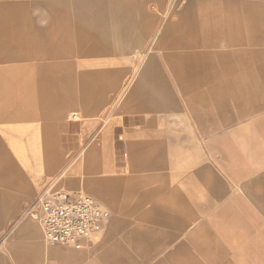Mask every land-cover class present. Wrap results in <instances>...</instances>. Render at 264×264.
<instances>
[{
    "label": "crops",
    "instance_id": "1",
    "mask_svg": "<svg viewBox=\"0 0 264 264\" xmlns=\"http://www.w3.org/2000/svg\"><path fill=\"white\" fill-rule=\"evenodd\" d=\"M33 1L42 8L63 12L61 20L74 25L81 38L80 54L84 57L78 62L80 77L73 79L67 73L64 60L42 58L35 64L30 79L22 76L18 84L9 83L12 86L9 94L14 96L10 99V110L32 103L28 101L33 96L27 102L24 98L18 101L16 91H29L33 95L35 90L37 103L33 110L39 112L57 93L66 97L63 108L68 102L81 98L83 102L90 99L87 107L92 108L103 105L121 91L119 102L112 107L119 105L118 111L124 113L123 124L117 136L114 132V143L102 159L104 170L120 173L121 169H132L138 158L142 161L140 152L146 145L145 139L138 138L142 124L135 122L140 113L132 112V101L138 98L156 110H178L182 105L169 98L171 89L167 82H174L182 90L188 89L183 104L198 123V140L190 134L178 137L175 143L170 142V162L167 156L162 159L163 168L183 170L175 173L181 177L179 187L175 188L180 212L177 216L174 213L162 216L164 225L171 229L168 232L131 230L125 236L135 243V247H131L135 252L143 251L139 242L142 244L151 237L159 239L156 247L144 249L148 254L146 258H152L161 246L166 248L183 235L182 241L152 264H169L174 255L172 250H178L179 259L171 264H233V258H228L224 247L226 240L216 227L218 217L227 216L224 209L231 204L230 199L233 203L240 202L236 192L230 195L228 183L244 189L256 213L264 218V188L260 193L249 189L250 182L243 181L234 172V161L230 157L237 153L238 145L231 139L245 120L253 122L256 133L264 141V0H175L174 8L170 6L171 0ZM59 23L53 28L37 24L32 29L45 38L60 33ZM157 23L162 25L158 28ZM104 37L110 39L104 40ZM41 44L43 48L48 46L46 39H42ZM117 46L132 51L131 58L110 56ZM1 69L5 68L0 66ZM131 69L135 75L129 78ZM148 80L157 86L144 88ZM182 81L186 83L181 85ZM73 85L87 93L76 98ZM163 94H168L165 100L160 98ZM57 125L62 151L77 149L83 132L95 127L90 121L78 119L61 120ZM200 142L207 149L209 162L196 165L201 158ZM225 174L231 183H225ZM251 181L264 185V174ZM47 182L46 178L42 179L37 194L44 186L52 184ZM37 194L26 202L25 208ZM218 203L220 206L215 211ZM245 213V226L261 227L262 222L253 210L247 208ZM124 223H119V230ZM38 228L23 221L14 229L9 251L18 264H94L100 260L99 254L90 257L78 248L46 245L39 225ZM114 233L108 239L113 240L114 250L124 257L127 251L120 246L122 240L114 238ZM206 240L208 245L204 244ZM119 261L125 264L123 258Z\"/></svg>",
    "mask_w": 264,
    "mask_h": 264
},
{
    "label": "rangeland",
    "instance_id": "2",
    "mask_svg": "<svg viewBox=\"0 0 264 264\" xmlns=\"http://www.w3.org/2000/svg\"><path fill=\"white\" fill-rule=\"evenodd\" d=\"M175 3V0H171L170 6L176 7ZM62 13L56 9L51 11L42 8L33 0H0V66L6 69L0 70V264H18L16 257L9 251V245L14 229L19 224L29 221L38 228L25 204L40 190L43 178H46L47 183L56 184V187L61 186L70 191L80 189L109 210V220L101 233L73 245H54L78 248L90 257L99 254L100 260L94 264H120L119 260L122 258L125 264H152L182 241L183 235L176 237L166 248L161 246L152 254V258H146L148 254L144 249L156 247L159 239L151 237L142 241V244L139 242L143 251L135 252L131 248L135 243L125 233L155 229L168 232L171 229L164 225L162 216L166 213L177 216L180 212L181 206L175 196V188L181 177H177L175 173L183 170L163 168L162 159L167 156L169 159H166L170 162V142L175 143L178 137L190 134L198 140V123L183 104L188 89L182 90L174 82H167L171 89L169 98L182 105L178 110H156L149 107L148 103L140 102L138 98L132 101V112L140 113L135 122L142 124L138 138L146 140V145L140 152L142 161L138 158L132 169H121L120 173L104 170L103 154L113 145L114 132L116 135L123 124L124 113L118 111L119 105L112 107L119 102L121 91L116 96L109 97L103 105L91 108L87 107L91 100L85 99L83 102L80 97L87 92L73 85L75 97L81 98L79 101L75 99L68 102L63 108L66 97L57 93L42 105L40 112L38 109L33 110L37 103L35 90L32 91L33 95L29 91H16L18 101L22 102L24 98V102H27L33 96L28 101L32 103L16 107L17 111H11L9 107L10 99L14 98L9 94V88L12 87L9 83L18 84L22 76L30 79L33 76L31 72L36 69L35 64L42 58L46 61L64 60L67 73L73 79L80 77L78 62L84 58L79 49L81 38L71 22L61 20L64 18ZM58 22L60 33L44 36L45 38H41L32 29L37 24L53 28ZM160 25L162 24L157 23L158 28ZM42 39H46V48L41 44ZM109 39L104 37V40ZM131 52L117 46L109 55L117 59L127 56L129 59ZM134 75V69H131L129 78ZM32 80L34 83L35 78ZM73 83L76 84V81ZM185 83L186 81H182L181 85ZM156 86L157 83L151 80L144 83V88ZM167 96L168 94H163L160 98L165 100ZM230 109L235 111L236 107L232 106ZM65 119L90 121L95 125L93 129L83 132L79 146L73 151H62L58 141L57 124ZM240 125L242 127L231 139L239 145L235 150L237 153L230 156L234 161L233 170L243 181L250 182L249 189L260 193L264 188L263 183L252 182L251 179L264 174V141L256 133L251 120H245ZM168 136L170 139L167 140ZM200 144L201 158L196 165L209 162L207 149L202 142ZM223 177H226L225 183H231L227 174ZM227 188L230 195L236 192L240 201L233 203L230 199L231 204L224 209L227 216L218 217L220 220L216 222L220 235L226 240L224 247L228 258H233V264H264V218L256 213L255 205L247 198L244 189L241 190L236 185L231 187L229 183ZM219 206L218 203L214 210ZM247 208L257 214L262 222L261 227L245 226ZM122 222H125L124 226L119 230V223ZM112 233L116 240H122L120 246L127 251L124 257L114 250L111 244L113 240L108 239ZM204 242L208 245L207 240ZM42 245L44 247L43 242ZM172 253L176 255L172 256L169 264L179 259L178 250H172Z\"/></svg>",
    "mask_w": 264,
    "mask_h": 264
},
{
    "label": "built area",
    "instance_id": "3",
    "mask_svg": "<svg viewBox=\"0 0 264 264\" xmlns=\"http://www.w3.org/2000/svg\"><path fill=\"white\" fill-rule=\"evenodd\" d=\"M46 245H73L91 239L107 225L109 210L84 192L46 185L27 205Z\"/></svg>",
    "mask_w": 264,
    "mask_h": 264
}]
</instances>
